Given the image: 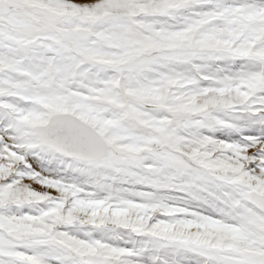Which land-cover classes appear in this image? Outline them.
I'll list each match as a JSON object with an SVG mask.
<instances>
[{
  "label": "snow or ice",
  "instance_id": "snow-or-ice-1",
  "mask_svg": "<svg viewBox=\"0 0 264 264\" xmlns=\"http://www.w3.org/2000/svg\"><path fill=\"white\" fill-rule=\"evenodd\" d=\"M0 264H264V0H0Z\"/></svg>",
  "mask_w": 264,
  "mask_h": 264
}]
</instances>
